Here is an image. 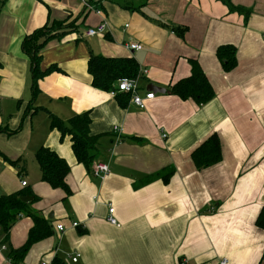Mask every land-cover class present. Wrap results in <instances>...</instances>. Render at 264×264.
I'll return each mask as SVG.
<instances>
[{
    "label": "crops",
    "instance_id": "0c3cea01",
    "mask_svg": "<svg viewBox=\"0 0 264 264\" xmlns=\"http://www.w3.org/2000/svg\"><path fill=\"white\" fill-rule=\"evenodd\" d=\"M228 1L248 16L222 0H87L88 11L81 0H0V196L30 189L37 197L31 209L53 230L20 264H65L75 253L73 264H264V230L255 225L264 208V0ZM103 22V34L87 36ZM57 23L73 28L53 32L40 50L39 70L51 72L34 95L23 42ZM127 43L142 48L133 52ZM226 45L236 51L229 72L216 56ZM91 55L134 59L140 95L154 98L140 109L129 97L121 96V105L111 90L94 88ZM189 60L214 91L206 104L170 92L189 77ZM85 112L90 134L100 135L90 171L76 161L71 137L61 140L50 125L51 117L67 122ZM212 134L221 161L197 170L190 154ZM41 147L69 165L70 195L41 181L34 158ZM18 158L24 169L10 164ZM97 162L108 165L107 175L92 173ZM170 168L167 183H142ZM109 207L117 225L107 221ZM32 225L21 217L7 240L0 233L7 247L0 264H14L7 252L25 243Z\"/></svg>",
    "mask_w": 264,
    "mask_h": 264
},
{
    "label": "trees",
    "instance_id": "16d2710c",
    "mask_svg": "<svg viewBox=\"0 0 264 264\" xmlns=\"http://www.w3.org/2000/svg\"><path fill=\"white\" fill-rule=\"evenodd\" d=\"M222 2L228 6L229 11L243 14L245 17L248 16V11L244 8L232 6L228 0H222ZM71 28L73 27L69 24L57 23L50 27L45 26L24 39L23 49L26 55L29 56L31 63L33 77L32 91L34 95L37 92V82L39 79L51 72V69L46 71L39 70L40 50L50 38H53V32L61 30L62 32L57 36H62L65 33L64 30ZM172 32L177 36L182 35V33H178L175 30H172ZM216 56L224 71L229 72L236 66V51L233 46L226 45L218 47ZM189 64L191 68L189 77L172 85L170 92L182 101L192 100L197 105L206 104L214 97L212 86L197 61L189 60ZM87 72L91 76V84L94 88L110 91L118 79L124 77L135 78L138 73V68L135 60L132 58L115 59L91 55L87 63ZM121 96L128 97L124 94H118L115 97L120 101ZM120 103L123 105L121 101ZM50 121L51 128L59 132L61 140L66 136L71 137V149L76 161L90 171L95 158L94 151L96 150L100 135L92 136L90 134L89 125L91 120L89 113L85 112L75 115L67 122H63L56 117H51ZM3 130L0 127V132ZM190 157L197 170L205 169L219 163L222 154L218 136L215 134L209 136L191 152ZM34 158L40 172L41 181L48 184L52 189L62 190L66 196L70 195V190L65 182L70 171L67 162L55 152L45 147L39 148ZM23 163L22 158L10 161L13 167L19 169H24ZM173 173V168L165 169L160 173L148 176L142 183H148L155 179H161L163 183H167ZM136 187H139V185H135ZM22 197H31L32 201L24 203L21 201ZM36 200L37 197L30 189H23L16 193L0 196V227L2 233L5 235V240L8 239L9 231L14 223L21 217H28L33 223L25 243L20 248L10 249L7 252V258L14 264H20L22 262L26 252L33 244L53 235L50 223L38 214V212L31 209V204ZM255 225L259 229L264 230V208L261 209Z\"/></svg>",
    "mask_w": 264,
    "mask_h": 264
},
{
    "label": "built area",
    "instance_id": "2783aa9c",
    "mask_svg": "<svg viewBox=\"0 0 264 264\" xmlns=\"http://www.w3.org/2000/svg\"><path fill=\"white\" fill-rule=\"evenodd\" d=\"M81 4L84 7V10H92L89 2L87 0H81ZM101 12L96 10V14H100ZM106 23H101L98 25L96 28H90L86 32L87 36H94L97 34H103L106 31ZM125 27H128L127 25ZM126 47L131 50V51H139L142 47L138 43H127ZM118 94H124L127 95L130 99V102L140 108L144 109L145 108V101L152 100L154 98L153 93H147L145 94L144 97L140 95V87L138 83V79H133V78H120L116 81L114 88L110 91L111 97H115ZM112 133L114 134V139L116 142L120 141V129L118 127H114ZM166 135H162V138H165ZM109 172L108 165L103 162H97L93 165L92 173L95 176H105ZM26 185L25 182H21V186L24 187ZM113 212L114 209L112 207H109L108 210V217L107 221L112 224V225H117L116 220L113 217ZM80 225L75 222L71 224L72 228H78ZM56 232L62 233L64 231V227L60 224L55 226ZM2 232V229L0 227V233ZM7 249L6 245L3 243H0V250L5 251ZM80 258V254L75 253L72 256H68L67 259L65 260V264H73L76 263L77 260ZM40 264H49L47 262H41ZM219 264H226V261L223 260Z\"/></svg>",
    "mask_w": 264,
    "mask_h": 264
},
{
    "label": "water",
    "instance_id": "95a60500",
    "mask_svg": "<svg viewBox=\"0 0 264 264\" xmlns=\"http://www.w3.org/2000/svg\"><path fill=\"white\" fill-rule=\"evenodd\" d=\"M151 90H154V91H156L157 93H161V94L166 93V90H164V89H160V88L155 87V86H153V85H151ZM31 200H32L31 197H22V198H21V201L24 202V203L30 202Z\"/></svg>",
    "mask_w": 264,
    "mask_h": 264
}]
</instances>
